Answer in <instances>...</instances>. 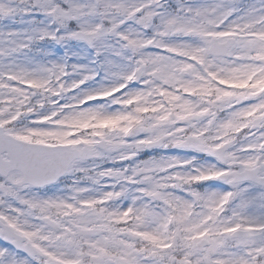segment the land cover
I'll use <instances>...</instances> for the list:
<instances>
[{
    "label": "snow or ice",
    "instance_id": "6c2138e0",
    "mask_svg": "<svg viewBox=\"0 0 264 264\" xmlns=\"http://www.w3.org/2000/svg\"><path fill=\"white\" fill-rule=\"evenodd\" d=\"M0 264H264V0H0Z\"/></svg>",
    "mask_w": 264,
    "mask_h": 264
},
{
    "label": "rangeland",
    "instance_id": "374dc122",
    "mask_svg": "<svg viewBox=\"0 0 264 264\" xmlns=\"http://www.w3.org/2000/svg\"><path fill=\"white\" fill-rule=\"evenodd\" d=\"M72 44H76V42H71ZM74 59H75V57H74Z\"/></svg>",
    "mask_w": 264,
    "mask_h": 264
},
{
    "label": "flooded vegetation",
    "instance_id": "af4514ba",
    "mask_svg": "<svg viewBox=\"0 0 264 264\" xmlns=\"http://www.w3.org/2000/svg\"><path fill=\"white\" fill-rule=\"evenodd\" d=\"M210 158V157H209ZM211 159V158H210ZM209 183H214V182H209Z\"/></svg>",
    "mask_w": 264,
    "mask_h": 264
}]
</instances>
